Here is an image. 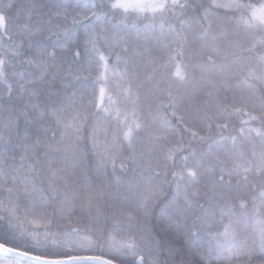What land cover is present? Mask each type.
<instances>
[{
  "label": "snow or ice",
  "instance_id": "1",
  "mask_svg": "<svg viewBox=\"0 0 264 264\" xmlns=\"http://www.w3.org/2000/svg\"><path fill=\"white\" fill-rule=\"evenodd\" d=\"M0 264H264V0H0Z\"/></svg>",
  "mask_w": 264,
  "mask_h": 264
}]
</instances>
